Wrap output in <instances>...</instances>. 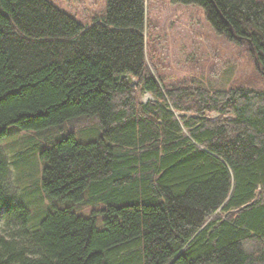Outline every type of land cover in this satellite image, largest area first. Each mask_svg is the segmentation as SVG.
Here are the masks:
<instances>
[{
  "label": "trees",
  "instance_id": "obj_1",
  "mask_svg": "<svg viewBox=\"0 0 264 264\" xmlns=\"http://www.w3.org/2000/svg\"><path fill=\"white\" fill-rule=\"evenodd\" d=\"M169 1L202 8L264 76V0ZM145 30V0H106L84 24L52 0H0V264H264V87L164 85ZM10 126L31 131L41 201L62 202L34 223ZM86 203L100 207L72 208Z\"/></svg>",
  "mask_w": 264,
  "mask_h": 264
},
{
  "label": "rangeland",
  "instance_id": "obj_2",
  "mask_svg": "<svg viewBox=\"0 0 264 264\" xmlns=\"http://www.w3.org/2000/svg\"><path fill=\"white\" fill-rule=\"evenodd\" d=\"M52 1L84 24L104 11L106 0ZM145 22L146 60L151 62L150 66L148 63L147 65L162 84L178 85L195 79L209 88H227L255 76L256 86L264 87V76L261 77L254 71V65L244 49L217 35L205 20L199 6L180 5L169 0H145ZM148 97V94L142 93L140 100L145 101ZM71 122L67 121L63 128L66 129ZM94 124L95 121L91 118L84 121L81 128ZM30 132H17L14 126H10L7 134L2 137V149L8 161L12 184L16 188L15 197L28 206L33 222L35 213L61 206L62 202L54 201L52 207L51 201L47 205L48 199L41 201L38 191L39 155L31 146V137L25 136ZM55 133L59 132L52 128L50 134ZM9 145H12L14 152ZM25 160L34 161V169L23 167L21 162ZM97 206L100 207L86 203L75 204L72 208L77 213L88 215ZM101 225V220L97 219V226Z\"/></svg>",
  "mask_w": 264,
  "mask_h": 264
}]
</instances>
